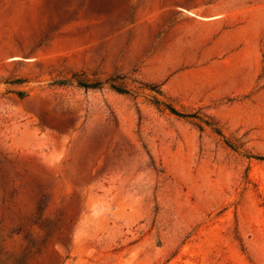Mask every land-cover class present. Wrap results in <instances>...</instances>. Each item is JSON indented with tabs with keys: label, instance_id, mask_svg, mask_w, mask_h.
Listing matches in <instances>:
<instances>
[{
	"label": "rangeland",
	"instance_id": "rangeland-1",
	"mask_svg": "<svg viewBox=\"0 0 264 264\" xmlns=\"http://www.w3.org/2000/svg\"><path fill=\"white\" fill-rule=\"evenodd\" d=\"M0 264H264V0H0Z\"/></svg>",
	"mask_w": 264,
	"mask_h": 264
},
{
	"label": "trees",
	"instance_id": "trees-1",
	"mask_svg": "<svg viewBox=\"0 0 264 264\" xmlns=\"http://www.w3.org/2000/svg\"><path fill=\"white\" fill-rule=\"evenodd\" d=\"M77 84L79 86L84 87V88H97L99 86L100 82H98V81L85 82V81L78 80ZM109 87L112 88L113 90L117 91V92H124V89L121 86L116 85L115 83H110ZM154 102L157 103L158 101H154ZM165 107L168 109V111L170 113H172L178 117H185V115H183L180 111L176 110L175 108H173L171 106H167V105ZM190 116H192V115H190ZM216 132L219 134V131L216 130Z\"/></svg>",
	"mask_w": 264,
	"mask_h": 264
}]
</instances>
